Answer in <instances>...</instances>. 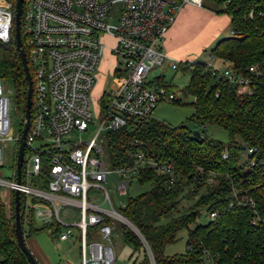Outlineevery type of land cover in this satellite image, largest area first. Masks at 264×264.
<instances>
[{
  "label": "built area",
  "instance_id": "built-area-1",
  "mask_svg": "<svg viewBox=\"0 0 264 264\" xmlns=\"http://www.w3.org/2000/svg\"><path fill=\"white\" fill-rule=\"evenodd\" d=\"M204 0H27L21 15L24 51L31 67L33 85L30 126L26 135L21 166V180L16 181V164L12 178L0 177V188L7 193L8 204L15 191L24 196L20 212L25 227L34 220L38 225L55 221L60 230L58 241H68L74 229L79 231L80 264H111L114 260L110 244L118 220L137 235L133 224L114 209L108 190L103 186L110 179L119 196L128 194L132 180L142 172L153 170L167 176L171 185L177 175V164L172 159H162L141 148H127L130 161L108 168L102 157L100 143H106V132L125 129V136L151 116L156 106L164 101L181 100L177 91L166 83L163 75L150 73L156 67L169 66L181 69L185 63L171 58L162 50L164 35L186 4L202 6ZM118 6V15L112 23V9ZM9 0H0V40L7 42L13 28V13ZM250 15H252L250 13ZM264 17V12H260ZM103 36L113 39L109 47L117 65L113 83L101 97L102 121L87 140L75 142L74 131H86L92 122L90 91L95 82L100 57L106 48ZM210 54L201 62L205 72H210L215 82H225L240 96H249L264 88V68L249 65L245 73L221 61L214 64ZM6 86L0 78V167L3 164V146L12 140L17 148L20 133L15 134L10 123V102ZM23 120V119H22ZM199 129V127H198ZM198 129H194L198 131ZM101 131H104L100 137ZM199 132V131H198ZM125 141V140H124ZM139 145L138 140L130 142ZM248 157L242 170L264 166V156L255 147H244ZM223 158L227 157L224 152ZM42 174V175H41ZM210 180V179H208ZM46 187H43V185ZM91 187L99 194L88 195ZM242 190L232 188L237 205L245 201ZM243 195V194H242ZM252 202V199H247ZM234 201L229 207L234 206ZM108 206H105V204ZM74 206L78 219L62 215L61 209ZM125 205V204H124ZM122 205V207L124 206ZM121 207V208H122ZM208 220L218 216L216 210H202ZM251 223L255 224L258 215ZM65 217L70 218L66 221ZM89 230L91 237L89 236ZM142 240L143 238L140 237ZM150 264L152 255L143 240ZM208 264H218L205 252Z\"/></svg>",
  "mask_w": 264,
  "mask_h": 264
},
{
  "label": "trees",
  "instance_id": "trees-1",
  "mask_svg": "<svg viewBox=\"0 0 264 264\" xmlns=\"http://www.w3.org/2000/svg\"><path fill=\"white\" fill-rule=\"evenodd\" d=\"M9 1L14 14L16 0ZM208 1L223 6L217 12L229 16L233 31V35L219 39L210 54L239 73H245L252 64L264 68V17L259 15L264 12V0ZM26 3L24 0L23 14ZM21 38L24 43L22 30ZM181 67L191 72L183 93L192 97L188 105L199 125V129L194 128L199 136L185 125L171 126L152 116L127 136L125 129L106 132V155L112 166L130 161L126 153L130 147L172 159L177 164V175L171 185L166 175L153 170L138 176L137 182L149 183L150 189L134 197L127 194L120 213L139 234L124 228L123 241L135 252L142 250L140 264L150 260L143 240L154 264H203L205 252L218 264H264V166L245 171L236 165L244 147H255L264 156V88L240 96L225 82H215L201 62L185 63ZM28 69L32 74L30 66ZM0 78L13 82L24 115L27 85L13 28L7 42L0 40ZM208 124L224 129L228 141L224 143L205 135L203 126ZM134 139L139 145L130 144ZM224 152L226 158L222 157ZM233 187L242 190L240 197L245 196L240 205L232 197ZM232 200L234 206L229 207ZM23 201L21 194V205ZM203 209L216 210L218 216L188 231L183 253L165 255V245L175 241L177 232L194 223ZM254 211L258 219L252 224ZM14 219V195L11 194V201L6 204L0 188V264H29L17 244ZM21 223L25 238L46 231L53 241L58 240L60 226L55 221L38 225L32 220L27 227L23 220Z\"/></svg>",
  "mask_w": 264,
  "mask_h": 264
},
{
  "label": "rangeland",
  "instance_id": "rangeland-1",
  "mask_svg": "<svg viewBox=\"0 0 264 264\" xmlns=\"http://www.w3.org/2000/svg\"><path fill=\"white\" fill-rule=\"evenodd\" d=\"M223 6L216 5L204 0L201 7L186 4L184 5L176 15V19L172 24V28L164 35L166 41L162 50L169 52L175 50L178 52L179 57H189L196 62H206L209 59L210 51L215 43L221 39L233 35L232 26L228 22L227 14H219L217 10H220ZM118 6H114L112 9V23H115V18L118 15ZM218 34L219 39H216L213 43L208 44L210 36ZM216 37V38H218ZM168 39V40H167ZM170 40V41H169ZM168 41V43H167ZM102 42L106 45L96 70L95 82L90 91L91 109L93 111L92 122L87 127L86 131H74L71 133V139L75 142L80 140H87L99 127L102 121L101 115V97L109 90L113 83V71L116 68L117 60L114 54L110 51L109 47L113 45V39L109 36H103ZM214 64L220 65V61L216 58ZM162 74L166 83L170 84L180 100L179 103L173 102H161L159 103L151 116L158 120L165 122L171 126L185 125L190 129L198 127L197 121L192 118L193 109L188 105L192 101L191 96H187L183 93L190 81L191 72L185 70H173L167 65L162 67H156L150 73V76ZM6 86L5 94L9 97L10 102V123L15 132L18 133L20 127H22L23 112L22 107L18 104L15 93V86L11 80L3 79ZM203 133L213 139L226 143L228 141L227 132L217 125L208 124L203 126ZM104 131H101L100 137H102ZM102 148V157L105 164L110 168L106 155L105 142L100 143ZM3 164L0 167V177L10 179L15 168L16 161V144L12 140H6L3 144ZM248 157V152L242 150V154L237 161V166L244 167ZM103 186L108 190V194L111 203L117 211H120L122 205L127 201L128 196H119L115 191L114 185L110 179L106 183L102 182ZM99 188L91 187L88 190V195L99 194ZM150 189V184L146 183L140 185L136 180L131 181V185L128 189V195L134 197L141 192ZM3 199H6V190L1 189ZM7 200V199H6ZM105 206H108L106 203ZM61 214L70 216L72 219H78V210L74 206H66L61 209ZM208 221V217L205 213L201 212L196 221L188 226V228L181 229L176 234L175 241L168 243L164 247L165 255H173L183 253L185 251V244L187 234L189 230L194 229L197 225H203ZM114 226L110 244L112 245L114 260L111 264H140L143 259V252L134 251L133 247L123 241L124 228L130 229L118 220H113ZM79 231L74 229L73 235L70 240L53 241L48 232L42 231L33 236L36 238L42 249L44 250L49 261H53V264H80V250H79ZM89 236L90 234L89 230ZM29 241V240H28ZM149 259V258H148ZM146 264H150V260L146 261ZM203 264H208L206 261Z\"/></svg>",
  "mask_w": 264,
  "mask_h": 264
},
{
  "label": "water",
  "instance_id": "water-1",
  "mask_svg": "<svg viewBox=\"0 0 264 264\" xmlns=\"http://www.w3.org/2000/svg\"><path fill=\"white\" fill-rule=\"evenodd\" d=\"M23 3L24 0H16L15 3V11L13 14V30H14V40H15V46L18 51V54L20 56L24 75L26 79V100H25V107H24V115H23V121H22V128L20 133V140L17 148V158H16V181L20 182L21 180V166L23 161V155H24V149H25V141H26V135L29 130L30 126V114H31V104H32V93H33V85H32V79L31 74L28 69L27 65V59L22 43L21 38V15L23 10ZM194 135L199 136V132L197 130L194 131ZM14 224H15V234H16V240L17 244L22 250V252L25 254L27 261L29 264H39L30 249L28 248L24 233H23V227L21 223V212H20V194L18 191L14 192Z\"/></svg>",
  "mask_w": 264,
  "mask_h": 264
},
{
  "label": "crops",
  "instance_id": "crops-1",
  "mask_svg": "<svg viewBox=\"0 0 264 264\" xmlns=\"http://www.w3.org/2000/svg\"><path fill=\"white\" fill-rule=\"evenodd\" d=\"M191 5V4H189ZM195 6V5H194ZM197 7H201V6H197ZM227 18H228V22H230V18L229 16L227 15ZM176 19V17H175ZM175 21V20H174ZM174 23V22H173ZM172 23V24H173ZM172 26V25H171ZM169 27V29L167 30L166 33H168V31L170 30V28L172 27ZM218 37V34H214L212 36H210L209 40H208V44H211L213 43L216 39H219L216 38ZM168 40V39H167ZM166 41V38H164L163 40V47H164V42ZM170 41V40H169ZM168 43V41H167ZM167 55H169L171 58H174V59H177V60H180V61H189V60H193L192 58H189V57H186V56H183V57H179V54L178 52H176L175 50H171L169 52H166ZM7 197V193H6V196ZM3 198V197H2ZM7 199V198H6ZM6 199H3L5 201L6 204H8V200ZM72 219V218H71ZM65 220L68 221L70 220V218L68 217H65ZM29 240V241H28ZM25 241H26V244L28 246V248L30 249V251L32 252V254L34 255V257L36 258V260L38 261L39 264H53V261H49L44 250L42 249V247L40 246V244L38 243V241L36 240V238L34 236H30V237H27L25 238Z\"/></svg>",
  "mask_w": 264,
  "mask_h": 264
}]
</instances>
